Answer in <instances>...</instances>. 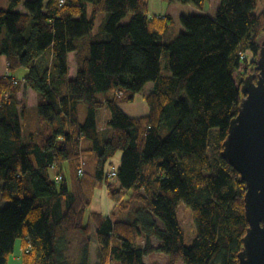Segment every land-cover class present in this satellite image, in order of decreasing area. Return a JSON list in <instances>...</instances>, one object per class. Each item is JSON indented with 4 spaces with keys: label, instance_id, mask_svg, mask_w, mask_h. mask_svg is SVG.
<instances>
[{
    "label": "trees",
    "instance_id": "16d2710c",
    "mask_svg": "<svg viewBox=\"0 0 264 264\" xmlns=\"http://www.w3.org/2000/svg\"><path fill=\"white\" fill-rule=\"evenodd\" d=\"M171 1L202 9L207 0ZM257 7L258 0H220L214 19L183 15L185 31L169 44L163 38L175 18L150 17L144 0H10L9 9L0 8V57L10 72L0 76V182L9 202L0 210V264L9 263L18 240L22 264H92L93 226L98 264H148L155 253L169 264H239L249 228L246 183L222 152L246 96L244 80L259 74L264 10L256 15ZM100 13L105 22L96 31ZM166 54L170 74L162 72ZM19 68L29 70L22 81L11 76ZM150 83L149 115L129 117L122 106ZM29 89L37 94L34 108L20 99ZM119 152L111 178L108 165ZM86 153L95 170L84 165L81 175ZM104 185L113 208L86 223ZM181 201L194 215L191 246L178 219Z\"/></svg>",
    "mask_w": 264,
    "mask_h": 264
},
{
    "label": "water",
    "instance_id": "95a60500",
    "mask_svg": "<svg viewBox=\"0 0 264 264\" xmlns=\"http://www.w3.org/2000/svg\"><path fill=\"white\" fill-rule=\"evenodd\" d=\"M258 70L259 74L244 80L242 93L246 96L231 122L222 152L223 159L246 183L249 228L239 264H264V37Z\"/></svg>",
    "mask_w": 264,
    "mask_h": 264
},
{
    "label": "rangeland",
    "instance_id": "374dc122",
    "mask_svg": "<svg viewBox=\"0 0 264 264\" xmlns=\"http://www.w3.org/2000/svg\"><path fill=\"white\" fill-rule=\"evenodd\" d=\"M164 4L168 5L169 13L171 15H173V17L175 18V25L172 27V29L169 31V33H167L163 38V42L165 44H169V43L173 42L182 32L185 31V28L183 27V25L180 22L181 16H183V15L194 16V15L207 14V15H210V16L216 18L218 15V10L220 8V0H207L202 9H200L194 5H184V4L179 3V2H172L171 0H164ZM0 8L9 9L10 8V0H0ZM263 10H264V0H258V7L254 11V13L256 15H260L263 12ZM105 16H106L105 13L99 14L98 19H97V24H96V31H99L100 27L105 22L104 21ZM130 19H131V17H128L124 21V23H128L130 21ZM3 35H5V32ZM1 57H3V58L0 60V73H1V75H3L5 77V76H8L10 74L9 65L7 63V57L4 55H2ZM247 58H248L249 62L253 61L254 55L252 54L251 51L247 52ZM243 67L244 66L242 65V68ZM28 72H29V70L26 68H19L16 71H14L13 73H11V76L22 81L24 79V77L26 75H28ZM162 72L164 74H170L169 58L167 57V54L164 55L162 58ZM22 92L23 93L20 95V99L21 100L25 99L28 103V106H34V105L36 106L37 98L34 95H32V94H36V92L32 91V93H30V94H28V90H23ZM145 92L146 91H144V93ZM80 110H81V120L85 121V119L87 117V108H86L84 103L80 104ZM108 121H109V112L105 109L100 110L98 112V124H99L100 130L103 132V135H104V133L109 132V131L105 132L106 130H109ZM210 138L213 142H215L217 139V132L215 131L214 133H212ZM121 159H122V153L119 152L114 157V159L112 160V163L108 165V171H112L113 167L118 168L121 164ZM81 160H83L85 162V170L87 171V173L92 174L95 170L94 169L95 168V160L93 158V155L90 153H86L81 158ZM63 168H64V173L68 177H70V165H69V163H64ZM111 182L115 183L116 181L114 179H112ZM114 186H116V184H114ZM2 188H3V183L0 182V210H3L9 206V202L2 198V195H1V189ZM112 208H113V203L109 199L107 186L104 185L99 190H97L93 203L91 204V206H89L86 209L87 210L86 211V223H89V216L91 213H93V212L108 213V212H110V210ZM177 214H178V219L180 221L181 228L185 234L186 245L191 246L194 243L196 236H197L193 212L189 207H187L185 202L181 201L178 205ZM94 230H95V226H93L92 239H94L96 244H97V240L94 236ZM17 242H16V245H17ZM73 244L74 245L71 247V249H70L71 251H70L69 255L75 261L76 260L75 258L78 256V253L76 250V242L73 241ZM154 245L155 246L158 245L157 240H154ZM18 250H19V246L17 248H15V253H14L15 255L13 254L10 257L8 264H21V261L18 260V257H19V254L17 253ZM146 262L148 264H169V258L165 254L155 253V254H152V255L146 257Z\"/></svg>",
    "mask_w": 264,
    "mask_h": 264
},
{
    "label": "crops",
    "instance_id": "0c3cea01",
    "mask_svg": "<svg viewBox=\"0 0 264 264\" xmlns=\"http://www.w3.org/2000/svg\"><path fill=\"white\" fill-rule=\"evenodd\" d=\"M27 1V0H24ZM149 4V11H150V17L152 16H160V15H171L169 13V7L167 4H164V0H144ZM21 12H24V10L22 8H20ZM173 16V15H171ZM210 16V15H209ZM212 17V16H210ZM213 19L215 17H212ZM3 57H0V60ZM68 61H69V78L73 79L76 77L77 75V63H76V57H75V53H70L69 57H68ZM8 63V61H7ZM1 77H4L3 75H1ZM154 89V85L152 83L148 84L146 87V92L143 94L138 95V97L136 98V101L134 103L131 104H124L122 106V109L124 110V112L131 118H138V117H146L149 115L150 113V108L148 103L145 100V97L151 93ZM33 90L29 89L28 90V94L32 93ZM23 93V92H22ZM20 93V95L22 94ZM37 98V94H32ZM140 100V101H139ZM37 106V103H36ZM34 106H29L31 108L36 107ZM60 168V167H58ZM109 213V212H108ZM92 249H91V254H92V264H98L100 262L99 257H98V242L96 244L95 240L92 239ZM19 246V250H18V260L21 261L22 264V254H23V249H22V242L21 240H18L16 248Z\"/></svg>",
    "mask_w": 264,
    "mask_h": 264
},
{
    "label": "built area",
    "instance_id": "2783aa9c",
    "mask_svg": "<svg viewBox=\"0 0 264 264\" xmlns=\"http://www.w3.org/2000/svg\"><path fill=\"white\" fill-rule=\"evenodd\" d=\"M62 3H64V1H62ZM244 57H245V56H244ZM244 57H243V58H244ZM84 165H85V163L82 162V166H81V169H80V171H79V173H80L81 175L84 174V170H83ZM116 176H117V170H116V168H113V169H112V172H111V174H110V177H111V178H115ZM62 179H63V176H62V175H58V176L56 177V181H57V182H61ZM29 243H30V241H29Z\"/></svg>",
    "mask_w": 264,
    "mask_h": 264
},
{
    "label": "bare ground",
    "instance_id": "6f19581e",
    "mask_svg": "<svg viewBox=\"0 0 264 264\" xmlns=\"http://www.w3.org/2000/svg\"><path fill=\"white\" fill-rule=\"evenodd\" d=\"M15 255V254H14Z\"/></svg>",
    "mask_w": 264,
    "mask_h": 264
}]
</instances>
